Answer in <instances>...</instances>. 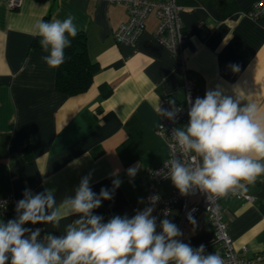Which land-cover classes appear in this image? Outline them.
<instances>
[{"label": "crops", "instance_id": "obj_1", "mask_svg": "<svg viewBox=\"0 0 264 264\" xmlns=\"http://www.w3.org/2000/svg\"><path fill=\"white\" fill-rule=\"evenodd\" d=\"M255 1L175 0L186 34L185 66L195 89L203 97L220 86L226 95L238 97L241 106L255 103L261 117L264 15L257 20L246 15ZM69 14L85 37L89 59L98 66L89 88L74 96L57 91V68L42 61L46 53L33 45L40 37L32 35L38 19L63 20ZM126 19L124 5L106 1L22 0L15 9L0 1V197L11 194L20 200L26 189L32 195L50 190L54 209L63 212L64 200L74 198L89 172V186L97 194L102 187L112 189L117 177L110 173L117 172L120 187L93 214L104 223L117 215L132 218L148 207L154 215L157 206L147 199L149 172L167 158V147L155 133L157 109L165 96L183 101L182 77L175 59L153 38L154 16L147 17L133 47L115 42L113 33ZM187 125L179 123L176 129L186 130ZM198 161L202 164V158ZM130 167L138 169L134 177L127 175ZM155 190L166 196L175 186L168 179ZM240 191L254 200L222 199V220L239 257H264V175ZM82 215L35 225L63 237L69 225L79 227L75 221ZM180 217L176 204L165 219L178 226L182 242L193 249L205 245V254L219 249L204 213L182 228Z\"/></svg>", "mask_w": 264, "mask_h": 264}, {"label": "clouds", "instance_id": "obj_2", "mask_svg": "<svg viewBox=\"0 0 264 264\" xmlns=\"http://www.w3.org/2000/svg\"><path fill=\"white\" fill-rule=\"evenodd\" d=\"M75 16L45 21L38 19L32 35L40 37L42 61L51 69L65 63V49L71 46L69 37L75 38L78 26ZM236 70V66H232ZM188 125L186 130L173 129V139L185 152H194L202 164L186 167L179 159L170 161V178L182 193L194 187L202 192L225 196L230 191L245 188L264 175V116L258 117L255 103L241 106L240 99L226 95L217 86L206 90L194 102L188 97ZM174 110L157 109L158 115L174 119L176 102L170 100ZM138 169L130 167L127 175L134 177ZM92 173L84 176L74 198L65 199L61 207L53 192L32 195L24 191V198L17 201L18 219L0 222V264H224L217 253L205 254V245L198 248L176 237L182 236L178 226L169 219L160 222L162 231L157 233L156 217L152 207L138 212L132 218L113 216L104 223L103 217L93 214L102 200L113 199L122 181L117 172L110 173L112 189L102 187L99 194L89 186ZM243 182V183H242ZM153 199H158L154 197ZM48 209H54L50 214ZM22 210V211H21ZM73 213L83 214L75 221L79 227L69 225L63 237L49 235L48 243L37 242L40 229L25 228L28 222H56ZM189 221L194 220L189 215ZM31 232L26 237L25 233ZM61 253H66L62 258Z\"/></svg>", "mask_w": 264, "mask_h": 264}, {"label": "built area", "instance_id": "obj_3", "mask_svg": "<svg viewBox=\"0 0 264 264\" xmlns=\"http://www.w3.org/2000/svg\"><path fill=\"white\" fill-rule=\"evenodd\" d=\"M4 2L9 9H15L20 6L22 0H0ZM95 2L106 1L107 3L122 4L125 6L127 19L119 25L113 33V38L116 43L125 44L133 47L143 32L145 20L149 16H154L157 19V26L153 32L155 41L165 47L171 56L177 62V70L182 77V91L184 99L182 102H177L174 119H169L167 116L159 115V121L155 128V133L163 140L167 147V158L157 168L149 172L151 185L148 189V202L155 204L156 210L153 217H156V231H162L160 226L161 220L169 214L174 205H179L181 211L180 228L189 223V215L194 219L199 213H204L207 216L208 223L212 231V242L217 244L219 249L214 252L221 256L224 264H264V257L255 256L254 258H242L236 253L233 241L227 233L226 224L222 220L220 201L227 199L230 196H236L252 202L254 198L250 195L241 193L240 189L235 192L230 191L225 196H218L212 193L202 192L199 188L194 187L188 194H182L176 187L175 190L166 196H160L156 190V185L171 179L170 178V161L179 159L186 167L194 168L199 164L198 157L194 152H185L173 139V129L179 123H188V111L190 103L188 97L194 102L196 97H201V94L195 89L194 78L188 74L185 66V57L183 54V44L186 39V34L179 17L180 7L175 0H94ZM247 17L252 20L259 19L264 15V0H256L249 11ZM170 98L165 96L161 99L160 108L166 111H173L174 108L169 104ZM158 197V199H153ZM18 199L13 195H4L0 197V222L7 223L9 220L18 219L16 204ZM22 211V210H21ZM25 228L31 230L40 229V235L37 237V242L47 244L49 236L45 230L35 224L26 223ZM31 232H26L28 237ZM176 239L181 241V236Z\"/></svg>", "mask_w": 264, "mask_h": 264}, {"label": "trees", "instance_id": "obj_4", "mask_svg": "<svg viewBox=\"0 0 264 264\" xmlns=\"http://www.w3.org/2000/svg\"><path fill=\"white\" fill-rule=\"evenodd\" d=\"M71 46L65 49V63L56 71L55 87L57 91L69 96L85 92L98 66L91 61L86 52L85 37L82 33L75 38L69 37ZM40 39L33 42L34 46H40Z\"/></svg>", "mask_w": 264, "mask_h": 264}]
</instances>
